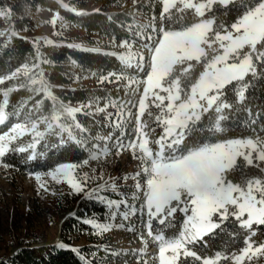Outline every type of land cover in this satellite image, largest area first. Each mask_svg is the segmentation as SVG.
Listing matches in <instances>:
<instances>
[{"label":"snow or ice","instance_id":"6c2138e0","mask_svg":"<svg viewBox=\"0 0 264 264\" xmlns=\"http://www.w3.org/2000/svg\"><path fill=\"white\" fill-rule=\"evenodd\" d=\"M61 6L68 8L65 4ZM145 6L142 0L140 8ZM147 6L152 9L151 16L146 23L135 25L138 51L132 52V45L122 41L120 47L128 51L118 57L122 64L134 65L143 73L142 79L130 81L136 84L137 90L141 85L143 89L135 112L136 139L125 144L118 137L114 144L117 154L127 148L133 151V158L141 162L142 179L141 172L123 177L125 181H135L133 205L127 204L125 196L116 201L101 194L117 190L116 178L89 188L90 183L103 180V176L78 175L81 164L75 162L58 163L47 172L34 173L35 180L45 192L48 189L42 176L50 177L57 184L63 182L70 189L69 195L83 194L109 210L123 204L122 219L138 211L134 202L142 193L139 212L147 217L144 222L147 234L153 236V221L160 226L153 237L159 245V264H177L181 254L191 261L183 260L180 264H219L221 261L224 264L228 261L231 264H264V239H261L264 237V120L261 119L264 106L257 107L254 114L246 103L249 99L246 93L250 89L255 91L257 83L264 86V0H147ZM0 16L10 17L11 7L0 9ZM5 35L10 40L18 34L0 32V36ZM68 47L81 49L79 44ZM81 50L99 51L96 48ZM39 56L37 50V60ZM32 67L39 68V63ZM31 71L24 63L0 75V85L21 74L28 76ZM103 79L105 77H101ZM29 82L37 81L31 79ZM42 84L41 90L54 102L51 117L39 118V123L45 124L44 131L38 130L37 121L13 123L0 135V157L10 151L17 137L26 133L32 135V142L11 150L24 153L31 149L28 160L36 157L37 144L45 134L60 137L54 147L72 141L88 150L86 139L73 135V129L85 131L75 122V113L81 108L61 104L62 111L57 110L55 97L48 86ZM13 90L12 87L2 90L0 124L7 119L8 97ZM229 93L234 94V100H229ZM147 101L158 110L155 122L161 129L151 140L149 135L154 130L150 129L148 120H141L149 108ZM240 112L247 115L238 117L236 114ZM64 114L72 118V124L61 122ZM147 116L151 118L153 113L148 111ZM232 125H242L250 134L226 137L224 133ZM123 135L122 132L121 137ZM150 144H154L155 149ZM107 152V148L99 153L90 152L88 159L97 160ZM82 163L87 164L88 160ZM177 213L182 216L179 231L166 237L163 231L176 226ZM110 214L113 218L116 216V212ZM84 223L91 225L96 233L122 226L97 223L94 219H86ZM229 224L235 229L230 235L243 236L244 246L238 251L228 254L218 251L214 256H207L194 250L197 245L206 246L205 237L211 239L224 232ZM58 247L64 249L66 246L60 243ZM71 250L76 252V249ZM79 259L88 264L83 256Z\"/></svg>","mask_w":264,"mask_h":264},{"label":"trees","instance_id":"16d2710c","mask_svg":"<svg viewBox=\"0 0 264 264\" xmlns=\"http://www.w3.org/2000/svg\"><path fill=\"white\" fill-rule=\"evenodd\" d=\"M80 3L85 4L86 0H0V9L5 6L11 7L10 17L0 16V32L15 31L18 34L10 40L7 35L0 36V75L14 71L24 63H27L28 67L32 69L28 76L20 75L13 80L6 81L4 85H0V102L4 99L2 94L4 88L12 87L14 89L8 97L7 119L3 124H0V129H7L13 119L51 117L54 102L46 97L41 90L43 82L48 86L52 97H55L57 110L62 111L59 108L61 104L81 108L80 112L75 113V122L80 123L85 131L81 133L79 130L73 129V135L77 139L84 137L88 149L80 148L72 141L54 147L53 145L59 141L60 137L48 134L42 142L37 144V155L33 160L27 159L32 154V150L29 153H17L10 150L3 157L2 163L8 165L10 170L19 175L47 172L62 162L83 164L84 160L89 161V153L101 146L103 140L119 137L121 140L129 142L136 137L135 110L139 92H136L135 89L127 90L128 88L125 86L115 83L116 77L122 76L124 73L123 65L118 57L124 49L120 47L122 41L129 44L134 42L137 46L139 44L133 27L132 14L134 10L144 12L148 18L152 14V9L146 6L141 9L140 4L127 8L122 6L121 0H102L99 10L87 11L79 8ZM62 4L68 5V8L62 7ZM40 9L56 13V29L58 31L64 30L65 26L83 30L86 34V42L81 49L96 48L99 51H84L68 47L73 43L63 38L58 44L48 46L43 44L35 35L36 31L43 26V21L37 16ZM69 9H74V11ZM156 11L158 13V7ZM77 13H83V15H77ZM234 15L235 13L232 14V16ZM37 50L40 54L39 60L36 59ZM37 63H39V68H33L32 66ZM135 72L138 75L137 78L142 79L143 73ZM108 73H113V75L109 76ZM101 77H105V79L101 80ZM31 79H35L37 82L30 83ZM83 82L89 84L84 86ZM246 96L249 97L246 103L254 114L257 107L264 106V86L260 83L256 84L255 91L250 89ZM229 100H234L233 93H229ZM37 101H40L39 105H37ZM114 105H124L127 109H131L132 114L131 120L129 118V125L125 126L122 122L116 130L113 128V119L108 116V112ZM238 107H243V105ZM148 111L153 113L151 118L147 116ZM157 112L156 108L149 107L145 116L141 117L142 121L148 120L150 129L154 130L149 135L150 140L161 132L155 122ZM236 115L244 117L247 113L240 112ZM261 119L264 120V117ZM61 122L72 124L73 120L64 114L61 116ZM150 129H145V131ZM122 132L124 135L121 137ZM249 134L242 125H232L224 133L229 138ZM64 135L66 138V133ZM20 144L22 141L14 145L13 148L19 147ZM93 145L96 147L93 148ZM150 147L155 149L156 146L150 144ZM69 192L70 189L67 185L59 184L53 188L52 193L53 201L58 209L62 213H66V220L61 227L58 243H63L66 247L61 249L58 244L47 245L36 235H12L8 242L0 238L2 244L0 264H84V261L79 259L80 256H83L88 264H106L111 259L119 263L127 261L132 264L136 257H133L132 254L116 256V250L110 244V239L104 237L103 233H96L91 225L84 223L86 219H94L97 223H106L111 216V211L95 199H89L83 194L69 195ZM181 222L182 216L177 213L176 226L165 229L163 234L166 237L176 235ZM159 227L156 221L152 222L153 236L157 234ZM234 231V227L229 224L224 232L211 239L205 237L206 246L200 244L194 250L198 254L202 253L207 256H214L218 251H224L225 254L238 251L244 246L243 236L242 234L230 235ZM79 239H84L87 244L82 247H74V241ZM188 247L192 248V245ZM71 249H76V252ZM183 260L191 261V258L181 257L177 264ZM138 264L144 263L140 261ZM222 264H224L223 261Z\"/></svg>","mask_w":264,"mask_h":264},{"label":"rangeland","instance_id":"374dc122","mask_svg":"<svg viewBox=\"0 0 264 264\" xmlns=\"http://www.w3.org/2000/svg\"><path fill=\"white\" fill-rule=\"evenodd\" d=\"M106 1V0H103ZM102 0H86L85 4L80 3L79 8L87 11L99 10L101 7ZM147 6V0H143ZM142 0H136L135 4L133 0H121L123 7H134L135 5L141 4ZM133 27L137 31L135 25L147 22V16L140 10H134L133 12ZM39 19L43 21V26L36 31V37L45 45L58 44L61 40L67 39L73 43V45L79 44L81 47L86 42V34L83 30L76 27L65 26L64 30L58 31L56 29L57 19L53 20L56 13L49 10L40 9L37 12ZM51 41V43H47ZM131 51H138V46L131 44ZM128 49L124 48L122 53L127 52ZM124 73L121 79L116 80V84L119 86H125L127 90L135 89L139 94L142 92V85L140 90H137L135 83H130L131 80H139L137 78V71L142 74L134 65L129 67L124 64ZM22 75V74H21ZM20 75H18L19 77ZM88 82H83L82 85L87 86ZM139 102V97H138ZM149 107L151 101H147ZM138 107V103L136 108ZM154 108V107H153ZM147 110V109H146ZM136 112V110H135ZM119 113V115H117ZM131 109H127L124 105H114L108 112L109 118L113 119V128L116 130L119 128L121 123L128 124L131 120ZM130 118V120H129ZM30 121H37V128L39 131H44L45 124L39 123V118H28V119H13L11 120L10 126L3 130L0 129V135L8 131L13 123H25L29 124ZM121 121V122H119ZM120 123V124H119ZM48 134H45V137ZM44 137V139H45ZM44 139L40 140L42 142ZM121 139V138H120ZM136 139V137H135ZM117 138L112 140L105 139L101 146L97 147L94 152H102L105 148L108 149L107 155L100 156L97 160H89L87 164H81L77 169L78 175L87 173L90 177L92 175L98 178L103 176V180L97 179L88 185L89 188L96 187L97 184L103 181L111 182V178H116L117 190L115 192L108 191L103 192L107 199L119 201L122 196L127 197V204L133 205L132 194L134 192V183L132 179L123 180L124 176H132L137 172H141L140 160L133 158V151L127 148L121 149L117 154L114 144ZM22 141L19 146H26L32 142V135L26 133L24 136L17 137L16 140L10 145V150L14 145H17ZM123 141V140H122ZM39 142V143H40ZM125 144L128 141H123ZM38 143V144H39ZM31 149L24 153H29ZM8 153V152H7ZM6 153V154H7ZM5 154V155H6ZM136 155L140 153L137 151ZM3 157H0V238L8 242L12 235H36L41 238L42 242L47 245L58 244L60 241V230L66 220V213H62L52 198L53 188L59 184H65L63 182L57 184L50 177L42 176L41 179L45 183V187L48 189L47 192L41 188L36 180L34 174L19 175L10 168L5 167L2 163ZM142 179V172H141ZM67 185V184H65ZM142 193L138 194L135 200V207L138 211L135 214L129 215L127 219H122L120 213L125 211L123 204L119 207H114L111 212H116V216L113 218L110 216L106 223L113 225H122L121 227H112L107 232H103L104 237L110 239V244L116 250L115 255H128L132 254L136 257L132 261V264H138L142 261L144 264H159L158 261V242L153 239L154 236H149L147 230L144 228V220H147L146 216H142L139 212L140 203L142 202ZM131 229V231L129 230ZM84 239L74 241V247H82L86 245ZM2 244L0 243V254ZM183 257L181 254L178 260ZM106 264H129L125 262H117L114 259L107 261ZM222 264V261L219 262ZM227 264H231L229 261ZM247 264V262H245Z\"/></svg>","mask_w":264,"mask_h":264}]
</instances>
